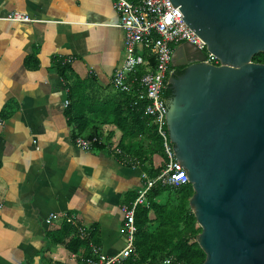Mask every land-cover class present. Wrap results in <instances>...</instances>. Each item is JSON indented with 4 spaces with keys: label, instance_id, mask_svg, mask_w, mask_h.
Listing matches in <instances>:
<instances>
[{
    "label": "crops",
    "instance_id": "obj_1",
    "mask_svg": "<svg viewBox=\"0 0 264 264\" xmlns=\"http://www.w3.org/2000/svg\"><path fill=\"white\" fill-rule=\"evenodd\" d=\"M14 12L32 21L6 20ZM117 22L113 0H0V264H82L91 246L106 255L124 246L120 207L141 189L144 172L111 148L75 146L68 85L55 65L70 59L62 64L76 78L93 81L103 97L116 93L110 79L124 57ZM161 162L151 158L153 168ZM71 215L93 232L76 254L55 237L64 230L66 243L78 234L63 219Z\"/></svg>",
    "mask_w": 264,
    "mask_h": 264
},
{
    "label": "water",
    "instance_id": "obj_2",
    "mask_svg": "<svg viewBox=\"0 0 264 264\" xmlns=\"http://www.w3.org/2000/svg\"><path fill=\"white\" fill-rule=\"evenodd\" d=\"M216 57L172 52L168 137L193 194L202 264H264V0H168ZM165 91V92H166Z\"/></svg>",
    "mask_w": 264,
    "mask_h": 264
},
{
    "label": "trees",
    "instance_id": "obj_3",
    "mask_svg": "<svg viewBox=\"0 0 264 264\" xmlns=\"http://www.w3.org/2000/svg\"><path fill=\"white\" fill-rule=\"evenodd\" d=\"M252 61L264 63V54L255 55ZM55 63L59 75L68 85L69 105L65 115L68 124L73 128V138L86 132V139L96 137L103 140L101 143H95L93 148H111L113 151L118 148L123 154L136 160L138 167L149 178L159 175L166 162L161 139L154 128L148 126V119L142 111L130 108L129 96L114 92L110 97H103L101 88H95L93 81L79 80L72 69L63 65L60 59L55 60ZM182 70L181 68L180 74ZM81 86L86 87L84 91H79ZM165 97L167 100L171 99L170 90L165 92ZM100 126L106 128V131L109 130L106 138H103ZM115 130L120 133L118 141L114 140ZM154 155H159L162 159L156 168H153L151 163ZM192 194L189 184L178 187L156 184L151 188L147 192L146 203L137 206L135 210V255L127 258L122 264H163L169 257L181 263L202 264L205 254L196 242V236L200 234L201 229L189 207ZM137 195L138 193L134 192L129 202L131 203ZM150 213L153 214L152 219L149 218ZM64 229L71 230L68 224ZM63 231L55 236L56 243L64 245L71 253L76 254L88 247L90 238H81L78 234L65 243L64 238L68 233ZM92 235L93 232L89 236L92 238Z\"/></svg>",
    "mask_w": 264,
    "mask_h": 264
},
{
    "label": "built area",
    "instance_id": "obj_4",
    "mask_svg": "<svg viewBox=\"0 0 264 264\" xmlns=\"http://www.w3.org/2000/svg\"><path fill=\"white\" fill-rule=\"evenodd\" d=\"M113 9L118 16L116 27L123 32L122 63L113 71L110 84L112 88L121 94L129 96L131 109L138 108L148 119V126L154 128L161 139L163 154L166 159L164 168L155 178H149L142 174L143 185L138 191L137 197L129 204L122 205L120 211L123 215L121 234L124 239L123 248L114 255H106L99 247L91 246L90 254L82 260V264H122L127 258L135 255L134 241L137 232L134 215L137 206L146 203L147 192L156 184L162 186H174L188 184L183 167L179 168L171 144L165 113L163 98L166 84L174 68L171 65L173 50L180 44L189 43L196 50L203 53L205 62L218 66L219 61L210 54L206 45L195 36L181 21L183 16L172 8L168 0H113ZM6 20L15 23H28L32 20L25 14L10 13ZM63 64L71 62L70 59ZM69 101L64 102L67 108ZM103 140L96 137L86 139L82 136L74 138L77 148L90 151L93 145ZM114 154L121 156L123 164L131 167L138 166L136 160L123 154L118 148ZM57 215H51L55 219ZM64 221L76 226L81 238L89 237L88 231L77 226L74 215L63 217ZM47 221H50L49 219ZM148 264V263H145ZM163 264H186L176 261L173 257L167 258Z\"/></svg>",
    "mask_w": 264,
    "mask_h": 264
},
{
    "label": "flooded vegetation",
    "instance_id": "obj_5",
    "mask_svg": "<svg viewBox=\"0 0 264 264\" xmlns=\"http://www.w3.org/2000/svg\"><path fill=\"white\" fill-rule=\"evenodd\" d=\"M262 64H263V63H262ZM181 68L184 69V67L175 68V69H174V73H175L176 75H179V74L181 73ZM182 71H183V70H182Z\"/></svg>",
    "mask_w": 264,
    "mask_h": 264
},
{
    "label": "rangeland",
    "instance_id": "obj_6",
    "mask_svg": "<svg viewBox=\"0 0 264 264\" xmlns=\"http://www.w3.org/2000/svg\"><path fill=\"white\" fill-rule=\"evenodd\" d=\"M111 90H114V89L111 87ZM100 127H101V126H100ZM105 133H107L106 130L104 131V135H105ZM157 156L159 157V155H157Z\"/></svg>",
    "mask_w": 264,
    "mask_h": 264
}]
</instances>
